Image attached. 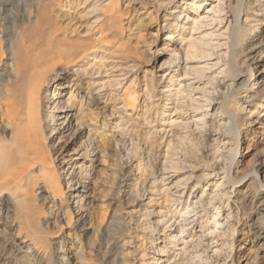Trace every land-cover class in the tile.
Masks as SVG:
<instances>
[{"label": "rangeland", "instance_id": "374dc122", "mask_svg": "<svg viewBox=\"0 0 264 264\" xmlns=\"http://www.w3.org/2000/svg\"><path fill=\"white\" fill-rule=\"evenodd\" d=\"M31 1L18 0L8 8L10 22L0 26V65L10 63L12 44L15 52L33 55L48 41L87 46L99 38L100 43L113 35L117 39V32L104 37L105 5L115 1L117 29L124 31L117 43L122 47L98 44L92 57L75 61L64 75H59L63 65L51 69L42 91L43 120L60 109L73 108L77 116L55 139L52 133L60 126L49 125L44 131L47 143L56 145L55 155L62 152L57 164L64 169L69 160L97 171L87 192L95 199L94 207L80 224L74 220L70 224L67 209L58 214L52 204L42 205L38 194L29 195L31 225L53 248L63 241L65 251H51L49 262L264 264V138L253 139L259 126L257 113L264 112V92L247 110L255 115L232 110L239 119L240 136L251 135L235 152L232 141L225 138L229 121L219 110L223 95L234 87L231 81L226 88L222 85L226 71L224 62H219L228 49L226 29L232 21L228 0H34L33 13L24 20ZM236 1L232 0L233 6ZM251 3L246 2L241 17L246 35L260 18L246 27V18L254 11ZM259 5L263 10L264 0ZM214 9L222 12L211 13ZM41 34L43 42H36ZM252 56L240 69L241 81L249 65L256 74L248 89L264 70V44ZM244 60L238 54L237 62ZM5 74L11 76L9 70ZM11 91L0 89V144L12 136L7 114L14 106L7 97ZM60 92L62 96H57ZM239 94L248 93L243 89ZM128 95L135 101L128 104ZM240 95L235 99L239 106L244 105ZM202 127L204 131H199ZM231 165L233 178L241 181L235 187L225 179ZM68 190L64 185L57 195L58 207L65 206ZM12 197L5 194L0 203V253L7 257L0 264H35L30 243L21 244L25 234L16 235ZM103 211L111 218L112 235L120 236L105 261L110 244L101 247L97 224Z\"/></svg>", "mask_w": 264, "mask_h": 264}, {"label": "bare ground", "instance_id": "6f19581e", "mask_svg": "<svg viewBox=\"0 0 264 264\" xmlns=\"http://www.w3.org/2000/svg\"><path fill=\"white\" fill-rule=\"evenodd\" d=\"M18 0H0V26L9 23V17L7 14L8 8L17 3ZM31 1V6L29 5V10L25 11L24 20L27 19V14L33 13V8H35V3ZM247 1H251L250 4L254 11L250 16L246 18V27L255 23L257 17H260L253 25V29L250 30V34L246 35L243 31L244 27L241 24V17L244 16V8ZM232 0H228L227 9L228 12H232V21L226 31L228 32V49L227 54L224 59L219 62H224V70L226 71L224 76L225 80L222 85L226 88V82L231 81L233 84V89L231 94H225L219 103V110L221 112V117L226 118L229 121L230 128L227 129L225 138L232 141L234 152L243 145L247 140H249L251 135L249 134L240 136L241 126L239 124V119L236 114L232 111L233 108L239 109L241 112H247L249 114L255 115V112L247 111L249 107L255 106L253 101L258 98L264 92V70L261 72L260 80H255L254 86L248 89V84L251 82L256 74L251 69L249 65V70L245 79L241 81L240 69L253 59L252 55L260 50L264 41H260L262 33L264 31V9H261L259 3L262 0H237L235 6L232 5ZM119 2H113L112 4H106L107 13L105 15V22L107 25V33L104 37H108L110 33L114 34L117 32L120 35H115V38L107 40V42L100 43L103 38H99V43L95 45H76L74 43L62 44L58 40L57 43L46 42V47L37 50L36 54L30 55V51H25L24 53H17L14 51V45L10 46V52H12V58L10 63L6 65H0V89L11 88V94H7V97L11 99L13 107L10 106V111L7 110L8 118L10 119V127H12V136L8 142H2L0 144V203L5 194L10 193L12 197V202L14 204V212L12 218L14 223L18 224L17 236L25 234L26 239L22 241L23 247L28 244L32 246L31 260L35 264H51L49 261V254L53 250L65 251L63 248V241L55 243L57 248H53L52 242L47 238L43 237L42 232L35 229L30 223L29 214H31L30 208L27 206L30 194H38L42 199V205L52 204L53 208H58L59 212L66 210V215L69 218V222L76 221L80 224L85 220L87 216L91 214V210L94 207L95 199H91V195L87 192L92 183H94L97 171L95 168L86 167L82 165H73L74 161L70 164L69 160L64 162V169L57 164L58 155H55L56 145H49L47 143L45 130L49 125L60 126V129L52 133L53 138H57L60 130L63 128H69L73 122L76 120L75 109H65L66 111L60 109L59 111H52L51 115L46 120H43L40 116L41 110V99L44 95L42 93L44 86L47 85L49 81V72L54 71L57 66L63 65L64 68L59 71V75H64L68 72L75 61L78 63H83L86 58L92 57L97 50V45L102 44V46H115L118 49V42L124 35V31L118 28L119 17L116 16L115 8L118 7ZM255 8L257 9L255 12ZM261 10V13L257 11ZM263 11V12H262ZM214 14H219L222 10L214 9L210 11ZM209 12V13H210ZM30 19V18H29ZM1 32V31H0ZM2 33V32H1ZM44 35L41 34L39 40L36 42L42 43ZM53 39V38H52ZM55 40V39H54ZM101 40V41H100ZM96 42V41H95ZM248 43V48L251 44L250 49L245 47ZM36 45L31 49L33 52ZM122 47V45H121ZM244 49V52H243ZM238 54H243L245 60L240 63L237 62ZM3 57V54L0 56ZM71 64V65H70ZM11 72V76H6V71ZM62 79V78H61ZM60 79V80H61ZM241 81L240 83H238ZM13 85V86H11ZM221 89V87H218ZM243 89L247 90V95L241 97L239 92ZM240 95L242 98L244 107L242 104H235V99ZM57 96H62V92L58 93ZM126 101H135V96H126ZM211 104V100L208 99ZM233 105V106H232ZM263 106V105H262ZM261 104L258 108H262ZM211 107V105H210ZM215 105L213 106V108ZM202 108V107H200ZM92 114V112L90 111ZM207 115V114H206ZM258 120L256 121L259 126H257V131L254 133L253 139L260 142L264 138V112L257 113ZM216 116L212 114L210 118ZM87 117V115H86ZM207 118V117H205ZM205 120V119H204ZM213 120V119H212ZM208 125V124H207ZM207 125L205 126L207 129ZM205 127L200 128L199 131H204ZM197 131V130H196ZM59 132V133H58ZM249 132V131H248ZM205 135L208 136V129L205 131ZM222 135V133H221ZM257 142V143H258ZM56 144V143H55ZM60 144V143H58ZM92 148L97 155L98 146L97 144L92 145ZM46 152L38 150H44ZM214 160V159H213ZM216 163L217 158H215ZM234 164V163H233ZM231 165L229 170L225 171V179L227 185H232L235 187L241 181H237L232 176ZM256 179H259L257 173L254 174ZM64 185H68V194L66 195L65 206L59 205L57 203V195L63 193ZM35 200L31 201L35 204ZM198 210L197 207L193 208V213ZM189 214V212H187ZM19 214V215H18ZM27 214V216H24ZM75 215V216H74ZM74 217V219H73ZM25 218V221L21 219ZM97 224L99 226L98 233L103 237L101 241V247L108 243L110 244L104 254V261L109 257L110 253L113 251L110 247L116 246L120 236L119 232L112 235L110 232V227L112 221L108 212L101 213L97 219ZM14 225L12 224L11 227ZM184 230V228H182ZM118 235V236H117ZM54 241V240H53ZM100 247V248H101ZM6 254L0 253V262L5 260ZM256 261V258H255ZM245 264V263H243Z\"/></svg>", "mask_w": 264, "mask_h": 264}]
</instances>
